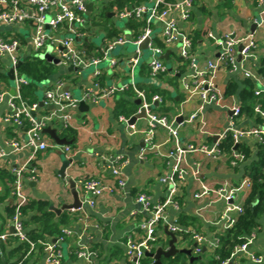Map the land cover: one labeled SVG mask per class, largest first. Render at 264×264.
Returning a JSON list of instances; mask_svg holds the SVG:
<instances>
[{"label": "crops", "instance_id": "crops-1", "mask_svg": "<svg viewBox=\"0 0 264 264\" xmlns=\"http://www.w3.org/2000/svg\"><path fill=\"white\" fill-rule=\"evenodd\" d=\"M89 1L93 2L92 7L90 10L85 7L83 11L85 17L82 16V21L75 25L74 32L67 33L65 27H60L57 35L71 38L74 46L83 53L87 61L100 58V62L94 66L93 71H88L92 64L77 66L80 67L78 70L69 69L70 65L60 64L59 51L62 47L59 44H45V47L51 45V53L58 55H56V62L52 61L57 69L52 78L42 81L38 86L36 102H42V104H39L36 115H43L53 109L52 104L43 103L44 91L56 80H62V86L57 94L67 93L76 102L68 109L72 115L68 127L75 131L74 137L67 138L64 135V128L58 119L48 125L56 128V133L60 137L71 140V143L60 145L47 136L50 147L37 153L30 162L33 172L30 173L31 175L26 173L24 177V191L27 197L45 201L48 209L54 213L55 220L61 213L68 211L70 222L61 226L58 234L49 236L43 241L56 244L61 250L65 264H86L83 259L77 257L76 253L70 257V248H76L77 242L96 253L93 264H133V258L126 254L127 240L128 238L137 240L143 234L138 225L139 216L130 214L131 210L138 209L139 206L135 199L136 195L143 193L152 204L162 201L167 197L171 184L170 177H174L178 190L177 199L175 198L177 205L170 204L166 207V220L157 225L156 241L151 246L153 249L150 247L147 251L154 252L158 247L168 249V242L171 240L169 232L175 236L174 245L177 249H190L191 255L197 256L193 251L196 245L193 235L200 233L205 237V244L202 247L208 246L211 250L216 238L215 233L224 228L221 221L224 201L212 195L194 198L193 193L199 189V184L191 174L190 170L193 167L191 164L192 162L199 164V179L207 185L237 186L248 179L246 166L255 157V151L249 158L238 163H233L231 157L224 154L221 157L209 158L201 153H195L189 156L186 171L179 176L175 175L172 173V160L169 157V151L173 145L167 139L168 135L164 129L156 127L154 142L158 145L157 148L149 150L143 158L139 156L140 149L146 145L144 133L146 121L145 117L136 118L132 123L133 127L128 122L130 117L136 114L139 106L133 91H117L109 97H102L101 94L103 90L110 87H120L128 83L130 78L143 90L147 89L150 84L156 85V83L160 87H168L167 100L162 98V102L154 107L158 108L164 102H168V107L176 103L173 112L170 110V114L166 115L170 122L182 123L179 129L181 143L212 145L218 133L228 123L234 99L238 100L235 95L225 94L226 85L231 80L240 84L245 78L240 64L242 44L236 45L235 69L221 67L217 74V90L222 95L220 103H206L199 108L200 100L196 96L187 98V93L183 88V77L190 73L191 69L188 61L185 60L186 63H184V59L179 54L180 43L178 41L173 44L164 42L161 33L162 23L158 20L147 21V17L142 16L138 18L143 20L141 25L129 27V20L119 15L122 10L133 8L136 5L143 4L149 7L151 6L150 0H85V3ZM262 9L263 7H260L256 0H194L190 8V18L187 21L179 20L178 26L191 39L192 52L198 68L203 69L208 61H215L218 58L221 48L217 42L230 31L240 36L254 32L257 47L253 57L245 64V68L255 72L256 65H259L264 55V46L260 45L261 41L264 42V23L258 26V19L254 13L258 12L260 15ZM54 12V10H49L46 18L49 19ZM118 20L122 21L121 25L117 24ZM253 24L255 27L250 30ZM146 29L149 30L147 36L149 45L145 49L140 47L137 49L133 41L141 37ZM10 32L18 37L21 43L19 60L28 55L38 56L39 51H34L30 42L33 32L30 21L18 26L3 27L0 35L8 36ZM256 33L258 38H256ZM118 37L127 38L129 42L117 44L110 53H105L106 47ZM95 39L99 40L97 44H95ZM129 45H134L135 49L129 51ZM152 47L161 49L159 58L166 66L167 79L176 75L174 84L177 91L176 88L170 86L174 84H170L167 79L159 81L150 76L148 66L152 59ZM145 51H149L148 58H142ZM135 55H138L139 60L132 67L129 60ZM180 59L183 62H180ZM45 60L50 61L48 58ZM102 61L106 64L101 65ZM112 61H114L113 64ZM166 63H170V70L167 69ZM10 68L9 65L6 72ZM0 72L2 73L1 68ZM2 74L5 79H0V82L3 83L8 95L0 103V148L7 155L4 159H0V165L5 169L6 167L10 169L27 159L30 151L22 149L11 152L7 144L8 141L19 137L22 129L3 120L8 111L7 99L13 93L15 82L10 85L11 79L6 73ZM137 77L144 79L145 82L137 81ZM40 90L43 92L42 97L38 95ZM76 93L81 95L79 99L75 97ZM85 93H89V97L83 98ZM171 97L174 98L171 99ZM120 98L133 101L134 104L124 103V107L123 105L118 107L117 101ZM82 100L85 104L80 105L79 102ZM121 109L136 110L127 115L119 112ZM196 110L198 111L195 120L191 123L187 122L186 119ZM121 117L126 118L127 122L121 120ZM254 119L252 116L244 115L241 125L253 126L256 124ZM241 142L254 149V139L244 138ZM65 147H69L70 151H65ZM111 155H121L126 160L121 173L124 185L112 193H105L98 197L93 207L83 203L81 207L73 211L62 209V205L73 202V190L77 191L82 203L81 183L86 179L94 178L108 184H116V178L106 163ZM63 158L71 161L65 169L64 176L59 173ZM70 180H73V186ZM9 184L11 185L9 182L5 184L0 181V232L11 234L13 226L9 210L14 206V197ZM246 190L247 187H242L238 191L235 202L241 203ZM258 222L259 226L254 231L248 251L260 255L263 259L261 264H264V214L259 217ZM175 224L177 230L171 231L170 226ZM32 227L28 226L25 232ZM64 229L69 230V234L64 233ZM19 245L20 242L15 239L0 241V255L11 264L16 262L52 264L47 262V254L42 245H37L23 258H21V250L18 249ZM144 257L147 258L146 264L154 262L153 258L145 254ZM166 258L161 256L162 264H168ZM189 258L187 255L188 264H192L193 261L190 263ZM231 258L232 264H254L244 253H237Z\"/></svg>", "mask_w": 264, "mask_h": 264}, {"label": "built area", "instance_id": "built-area-1", "mask_svg": "<svg viewBox=\"0 0 264 264\" xmlns=\"http://www.w3.org/2000/svg\"><path fill=\"white\" fill-rule=\"evenodd\" d=\"M151 6L136 5L133 8L122 10L119 15L122 18H139L147 17V21L151 19L158 20L162 23V37L166 44L180 43L179 54L182 59L188 61L191 72L183 77V88L187 93V98L196 96L201 105L206 103H220L222 100L221 93L217 90L216 78L221 67H226L231 70L235 69V52L236 45L242 44L240 49L242 74L245 78H250L256 83L254 94L259 95L264 92L263 78L251 69L245 68V64L253 57L254 50L257 47L255 42V33L250 32L246 35H234L233 31L227 33L224 37L218 40L217 44L220 46V53L215 61H208L205 68H198L197 62L192 52V42L189 36L179 29V20H188L190 18V8L194 0H150ZM260 7V21L258 26L264 23V0H256ZM49 10H54V14L47 19L46 13ZM85 10V0H0V31L3 27L18 26L30 21L33 27V32L30 36L31 46L34 51H40L46 43L53 45H60L62 48L59 51V63L62 65L72 66H96L100 62V58H92L86 60L83 53L77 49L71 38L59 37L57 35L60 27H65L67 33L74 32L75 25L82 21L81 13ZM48 26V29H46ZM149 30L146 29L144 34L139 37L133 44L139 49L138 45L148 36ZM9 35H0V57L5 56L9 60L10 67L14 70V89L13 93L7 99L8 111L3 117L5 122H9L21 128L23 120L29 122V127L26 130H21L19 137L7 142L10 146L11 152H16L22 149H28L30 154L27 159L18 165L10 167V171L14 175L13 189L11 191L14 197V209L10 216L13 226V233L0 232V241H6L10 236L16 237L20 242H26L29 245L27 253L33 251L37 243L29 238L24 230L22 223V207L28 200L24 191V177L26 173L30 174L33 170L30 168V162L37 155V153L44 151L50 147L47 140V135L43 129L53 120H59L62 123V128L68 126L72 115L68 112L70 107L75 105V100L71 99L70 95L57 94V91L62 86V80L52 82L44 91L45 105L52 104L53 109L48 113L37 116L36 111L39 108V103L28 102L22 98L20 93V86L26 84L28 79L18 73V68L15 66L19 61V50L21 43L18 37L13 33ZM129 42L127 38H115L105 49V53H110L117 44ZM149 45V42H148ZM152 59L149 63L148 70L152 77H157L159 74L166 71L165 64L159 58L161 49L152 47ZM139 57L135 55L130 58L129 62L132 67L138 63ZM114 61H112V64ZM258 65H256L257 68ZM97 75V73H95ZM97 86V83L95 84ZM131 90L135 97L139 99V106L136 113L141 110L144 111L146 127L144 133L146 136V145L140 149L139 156L141 158L152 149L157 148L154 142L156 127L164 129L168 135V140L172 143V148L169 151V157L172 160V173L181 175L186 171L189 165L187 160L190 155L201 153L209 158H217L223 155L220 142L231 137L234 145H237L244 138H252L254 140H262L264 136V109L258 104L254 106V112L260 116L261 121L253 126L241 125L242 110L241 104L234 99L231 106V116L227 125L222 129L212 145L187 143L182 144L179 138V129L182 123H173L169 121L166 114L157 113L153 111L154 103L160 104L162 97L159 94H152L150 97L145 90L139 88L135 81L130 78L128 83L120 87H110L102 91V97L113 96L120 91ZM8 95L3 83L0 82V103ZM89 97V93H85L83 98ZM197 111H193L186 119L191 123L195 120ZM34 112V114H32ZM121 120L127 122V119L121 117ZM133 127V124H130ZM65 151H70L69 147L64 148ZM6 152L0 148V159H4ZM233 163H238L245 159L243 153L233 148L231 151ZM107 166L112 175L116 178V184H108L100 179H86L82 181V204H87L90 207L95 205V200L105 193H112L124 185V180L121 178L122 168L126 160L121 156H109L107 158ZM191 174L198 182L199 189L193 193L194 198H201L205 196H215L224 201L223 210L221 213V221L224 228L230 227L236 219V215L242 211L240 203L235 202L236 195L242 187H248V179L244 180L237 186H229L226 184L212 186L207 185L199 179V164L192 162ZM31 175V174H30ZM29 175V176H30ZM28 176V177H29ZM174 177H170V186L167 197L155 204L150 203L149 198L143 193L136 195L138 209L131 210L132 216H139V227L143 234L137 240L128 238L126 245V254L133 258V264H141L144 252L147 251L156 241V227L166 220V207L168 205L176 206L175 195L177 193V185ZM164 180V179H163ZM72 211L74 209H71ZM171 231L177 230V225L170 226ZM64 233L69 234V230L64 229ZM254 234H252L245 242L238 245L232 256L237 253H244L254 264H261L263 259L260 255L248 251L250 242ZM193 238L196 241L194 247L195 252L198 253L201 247L205 244V237L200 233H194ZM47 254V262L52 264H61L62 253L55 243H48L39 241ZM217 245V239H214L212 247ZM75 253L77 257L83 259L86 264H93L95 252L80 242L76 243ZM231 259V258H230ZM230 259H227L222 264H230ZM13 264H21L16 262ZM232 264V263H231Z\"/></svg>", "mask_w": 264, "mask_h": 264}, {"label": "trees", "instance_id": "trees-1", "mask_svg": "<svg viewBox=\"0 0 264 264\" xmlns=\"http://www.w3.org/2000/svg\"><path fill=\"white\" fill-rule=\"evenodd\" d=\"M128 20L129 27L139 26L143 21L138 18H128ZM56 69L57 67L55 63L42 59L39 56H25L21 61V65L18 67V73L28 79L26 84H22L20 86L22 98L28 102L36 101L39 84L46 79L52 78L56 73ZM256 73L264 80V55L260 59V63L256 68ZM166 74V71H164L155 78L159 81L167 79ZM2 76L4 77V75L0 72V77ZM167 81H169L170 84H174L176 81V75L172 76V78H168ZM151 82L153 83V81ZM255 87V81L250 78H244L241 80L240 84L231 80L226 85L225 94L227 96L235 95L241 104L242 116H252L255 118V122L259 123L261 118L255 114L254 106L258 104L262 109H264V92H261L259 95H255ZM145 90L149 97L153 93H158L164 100H167L169 96L167 88L160 87L157 83L156 85L150 84ZM173 98L174 97H171V99ZM117 102L118 107L122 106L124 103H133V101L125 100L123 98H120ZM135 110L136 109H121L119 112L129 115ZM28 127L29 122L27 120H23L21 129L26 130ZM64 135L67 138L74 137L75 131L67 126L64 128ZM220 146L223 154L231 157V151L235 146L231 137L228 136L223 139L220 142ZM236 149L243 153L245 159L249 158L252 152L255 151V157L246 166V175L248 177L249 186L247 187L246 194L240 203L242 211L236 215L235 222L230 227L223 228L215 233V237L217 239V245L215 247H212L211 250L208 246H205V248L201 247V250L198 253H196L195 249H193L194 253H196L199 257L193 260L192 264H222L227 259H230L235 248L254 234V231L259 226L258 219L262 214H264V136L262 137V140H255L254 149L245 145L241 141L237 144ZM0 181L5 184L7 182L11 183V185L9 184V188L13 189L14 175L9 168L6 167L5 169L1 165ZM175 198L177 199L176 195ZM13 209L14 207L12 206L9 210L10 216L13 213ZM22 216L24 230H26L28 226H33L28 230V232H26V234L31 240L36 242L37 245H40L39 241H43L49 236L58 234L61 226L70 222L68 211L61 213L57 220H55L54 213L48 209L45 201L29 198L22 207ZM179 222L183 223L181 220H179ZM8 239L17 240V238L13 236H10ZM28 248L29 245L26 242H20L18 249L21 250V258H23L27 253ZM151 249L153 248L151 247ZM70 250V257L72 255L74 256L76 248L71 247ZM63 259L64 258L62 256L61 261H63ZM146 260V257L142 258L141 264H146ZM166 260H168V264H188L187 255L184 253H177L174 256L167 257ZM0 264L11 263H8V261L4 260V258L0 255ZM63 264H65V260L63 261Z\"/></svg>", "mask_w": 264, "mask_h": 264}, {"label": "water", "instance_id": "water-1", "mask_svg": "<svg viewBox=\"0 0 264 264\" xmlns=\"http://www.w3.org/2000/svg\"><path fill=\"white\" fill-rule=\"evenodd\" d=\"M92 4L93 2L92 1H89L88 3H85V7L87 10H90V8L92 7ZM255 27V24H253L251 27H250V30H253ZM148 42H149V37H146L143 39V41L138 45V47H140L141 49H145L147 46H148ZM49 60L52 62L53 59L49 58ZM21 61L22 60H19L17 63H16V67L18 68L20 65H21ZM53 62H56L53 61ZM58 62V61H57ZM69 69H72V70H78L80 69V67H77V66H72L70 65ZM167 69L170 70V66L167 65ZM14 70L13 68L11 67L7 72H6V75L9 77V79L11 80H14ZM137 103H139V99H137ZM39 104L41 105L42 102H39ZM80 105H83L85 104L84 101H80L79 102ZM154 105H157V102L154 103ZM32 114H34V112H32ZM139 117H144V111L141 110L139 113H136L134 115H132L130 117V119L128 120V122L130 124L134 123L136 118H139ZM43 132L50 138L52 139L54 142H56L57 144H60V145H65V144H69L71 143V140H68L66 139L65 137H60L57 133H56V128H52L50 126H46L44 129H43ZM237 145L234 146V148H236ZM70 160L69 159H66V158H63L62 159V164H61V167H60V170H59V173L61 175H65V169L69 166L70 164ZM71 181V186L74 185V182L73 180H70ZM73 202L70 203V204H65V205H62V209H77L79 207L82 206V203L78 197V193L76 190H73ZM169 235L171 237V240L168 242L169 244V248L164 250L163 248L161 247H158L154 252H148V251H145V256H148L150 258H153L154 259V262H152L151 264H162L161 263V256H165V257H170V256H174L176 253L178 252H181V253H185L187 254L190 258H189V261L190 263L195 260L196 258H198L199 256H194V255H191V250L190 249H177L174 245L176 239H175V236L173 233L169 232ZM205 248V247H203ZM229 263H232V258L230 259Z\"/></svg>", "mask_w": 264, "mask_h": 264}, {"label": "rangeland", "instance_id": "rangeland-1", "mask_svg": "<svg viewBox=\"0 0 264 264\" xmlns=\"http://www.w3.org/2000/svg\"><path fill=\"white\" fill-rule=\"evenodd\" d=\"M152 4V3H151ZM122 9V8H121ZM80 16L82 17V16H84L85 17V14L84 13H81L80 14ZM254 16L258 19V21H260V16H259V14H258V12H256V13H254ZM121 23H122V21L121 20H118V25H121ZM256 38H258V35H257V33H256ZM99 40L97 39H95V44H97V42H98ZM261 41V40H260ZM260 45H261V47H263L264 46V42L263 41H261L260 42ZM51 45H49V46H44L39 52H37V55L39 56V57H41V58H44V59H46V58H51V59H53V60H55V59H57V54H52L51 53ZM135 49V46L134 45H129V51H133ZM149 54V51H145L144 53H143V57L142 58H148V55ZM57 55V56H56ZM97 55V54H96ZM100 55V54H99ZM111 55V54H110ZM2 57V58H1ZM0 57V68L2 69V73H6V70L8 69V67H9V60L7 59V57H5V56H1ZM180 62H183V60H181L180 59ZM184 63H186V61L184 60ZM103 64H106V62H104V61H102V63H101V65H103ZM167 65H170V63H166ZM93 68H94V66L93 65H91V67H90V69L88 70V71H93ZM95 69V68H94ZM64 78H66V76H64ZM0 79L1 80H4L5 78L2 76V77H0ZM137 81H144V79H142V78H139L138 79V77H137ZM145 82V81H144ZM9 83H10V85H13L14 84V81L13 80H10L9 81ZM172 88H176V86H175V84H174V86H172V85H170ZM167 89H168V87H167ZM176 91H177V88L175 89ZM172 93V92H171ZM174 93V92H173ZM172 93V94H173ZM42 94H43V92L40 90L39 91V97L41 96L42 97ZM76 96V98H78L79 99V97H81V95H79L78 93H76L75 94ZM165 104V105H164ZM164 104H161V106H159L158 108L157 107H153V111L154 112H157V113H164V114H170V110H171V112H173L172 110H174L175 109V105H176V103L175 104H173L172 106H170V107H168V102L167 103H165L164 102ZM167 111V112H166ZM61 133H63V132H61Z\"/></svg>", "mask_w": 264, "mask_h": 264}]
</instances>
